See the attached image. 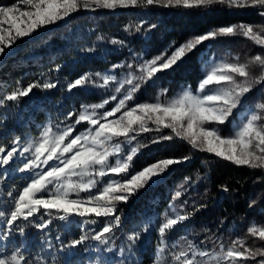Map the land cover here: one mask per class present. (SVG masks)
Here are the masks:
<instances>
[{"label":"snow or ice","instance_id":"snow-or-ice-1","mask_svg":"<svg viewBox=\"0 0 264 264\" xmlns=\"http://www.w3.org/2000/svg\"><path fill=\"white\" fill-rule=\"evenodd\" d=\"M151 6L206 10L202 13L204 15L215 11L238 13L251 8L257 9L258 14L264 17V0H13L9 4H0V58L10 55L11 48L18 41L30 39L45 28L67 21L80 10L115 11ZM156 27L155 24L148 26L149 31ZM144 28L145 22L141 21L134 30L139 33ZM123 30L129 32L130 26ZM238 35L264 49V26L256 30L249 23H232L210 28L179 45L170 44L167 50L151 59L142 60L139 53H130V61L114 64L104 73L86 72L70 80L67 83L69 92L86 90L90 84L102 88L118 84L115 92L122 93V98L110 110L103 112L100 110L117 100L116 95L101 103L81 105L78 112L73 110L66 114L63 127L56 125L54 130L49 122L26 145L17 137L10 150L0 147V169L20 158L22 166L17 170L30 174L18 195L9 193V208L0 210V221H3L0 240L12 236L21 222L24 226H20L18 231L24 236L26 227L44 233L51 229L55 220L70 223L76 219L81 225V234L67 243L56 236L60 242L59 251L71 252L82 247L87 251L89 242H95L102 246L101 251L111 252L114 234L122 221L118 205L130 202L142 190L165 182L175 167L192 159L191 155H161L133 171L135 160L142 154L141 147L161 145L178 138L187 142L193 152L211 154L237 167L264 170V55L257 53L243 63L239 56H233L231 60H211L205 65L206 71L195 90L188 86L169 98L170 90L163 88L154 100L136 102V94L142 90V84H155L156 80L176 71L185 59L196 56L206 42ZM110 43L124 46V41L119 39H112ZM85 51L91 53L94 49ZM125 67L129 70L126 76L117 80L115 71ZM257 86L260 99L236 123L233 118ZM56 87V83L47 79L26 86L17 81L14 89L0 99L19 102L31 95L34 89L51 90ZM117 113L120 114L117 116ZM72 119L75 123L67 122ZM82 122L87 123V129L73 135ZM230 123L233 127L224 134L222 126ZM164 130H169L167 135ZM153 131L157 136L149 145H141L137 138ZM133 142H136L134 146ZM202 178L197 174V181ZM191 183L192 178L186 177L179 187L184 189V185ZM221 189L228 191L227 186L222 185ZM81 193H86V196ZM183 194L177 191L173 199ZM255 204L256 201H252L250 207ZM202 207L204 205H199L193 212L183 214L171 207L175 214L166 213V219L159 224V241L152 264H161V254L167 249L166 236ZM91 216L108 219L99 230L90 229L87 226L97 223ZM148 230L145 226L141 231L127 235L128 247L120 249L123 257L120 264H129L134 246L141 239L142 232ZM247 233L264 245V227L252 225L247 228ZM52 247L49 242L48 248ZM219 248L217 253L188 242L187 249L172 252V264H264V246H249L245 240L237 238L227 247L221 243ZM125 251L128 256H124ZM0 264H45V261L39 255L30 259L17 247L9 255H0ZM96 264L106 262L98 260ZM132 264L136 262L132 261Z\"/></svg>","mask_w":264,"mask_h":264},{"label":"trees","instance_id":"trees-1","mask_svg":"<svg viewBox=\"0 0 264 264\" xmlns=\"http://www.w3.org/2000/svg\"><path fill=\"white\" fill-rule=\"evenodd\" d=\"M11 2L13 0H0V4ZM204 11L206 10L164 9L161 6L130 7L115 11L80 10L69 20L45 28L30 39L18 41L11 48L10 55L0 58V97L11 92L17 81L26 86L34 81L47 79L56 83L57 87L51 90L34 89L31 95L19 102L0 99V147L10 150L12 141L17 137L26 145L49 122L53 124L54 130L56 125L63 127L66 114L73 110L78 112L81 105L101 103L116 95L117 100L100 110L103 112L110 110L122 98V93L115 92V88L119 86L115 83L107 88L90 84L86 90L69 92L67 83L83 73H104L114 64L130 61V53H139L142 60L151 59L167 50L170 44L179 45L187 38L202 34L210 28L240 22L252 24L256 30L264 26V17L258 14L257 9L250 8L238 13L215 11L208 12L207 15L202 14ZM141 21L145 22V28L137 33L134 28ZM152 24L157 27L149 31L148 26ZM125 26H130L129 32L123 30ZM112 39L123 40L124 46L112 45ZM87 48H93L94 51L89 53L85 51ZM255 53L264 55V49L240 35L208 41L196 56L185 59L176 71L156 80L155 84H142V90L136 94V102L154 100L163 88L170 90L167 94L169 98L188 86L195 90L209 61L231 60L233 56H239L243 63ZM128 71L125 67L117 69L114 74L120 80ZM259 99L257 86L248 95L244 107L233 118L235 122L244 117L246 110H250ZM67 122L75 123V120ZM87 127V123L82 122L77 125L73 135L85 131ZM232 127L231 123L222 126L224 134ZM168 131L164 130V134L167 135ZM156 136L157 133L153 131L144 133L137 139L141 145H149ZM135 143L133 142V146ZM141 152L135 160L133 171L161 155H191L192 159L175 167L165 182L142 190L130 202L118 205L122 221L114 234L115 243L111 252L101 251L102 246L95 242H89L87 251L83 247L71 252L59 251L60 242L55 239L56 236L67 243L81 234L80 228L74 225L79 222L73 219L70 223L55 220L51 229L44 233L26 227L24 236L18 231L20 226H24L21 222L13 235L5 240V254L9 255L20 247L30 259L37 255L43 257L45 264H96L98 260L106 264H120L123 259L120 249L128 247L127 235L147 226L149 230L142 232L141 239L130 254L129 264L132 261L136 264H152L159 241L157 230L159 224L166 219V213L174 215L171 211L173 206L182 214L193 212L199 205L204 207L166 236L167 249L161 254V264H172V252L187 249L188 242L200 249L206 248L217 253L221 243L227 247L237 238L245 240L249 246H264L256 237L247 233V228L252 225L264 227V170L237 167L211 154L193 152L187 142L178 138L161 145L141 147ZM20 166L22 161L17 158L10 166L0 169V210L9 208L10 192L13 196L18 195L19 190L26 185L30 174L18 171ZM197 174L203 177L199 181L196 179ZM186 177H191L192 183L181 189L179 186ZM222 185L227 186V192L221 189ZM177 191L184 194L174 200ZM81 195L86 196V193ZM252 201H256V204L250 207ZM90 218L96 219L97 223L87 227L96 230L108 219L94 216ZM49 242L53 246L51 249L48 248ZM128 255L125 251L124 256Z\"/></svg>","mask_w":264,"mask_h":264},{"label":"rangeland","instance_id":"rangeland-1","mask_svg":"<svg viewBox=\"0 0 264 264\" xmlns=\"http://www.w3.org/2000/svg\"><path fill=\"white\" fill-rule=\"evenodd\" d=\"M258 46V45H257ZM256 54V53H255ZM254 54V55H255ZM243 119V117H241V119H239V121H237L236 123H239L240 122V120H242ZM228 134V133H227ZM2 225H3V221H0V227H2ZM75 225V227H77V228H80L81 229V225H79V223H75L74 224ZM6 248V245H5V240H0V255H7V254H5V249Z\"/></svg>","mask_w":264,"mask_h":264}]
</instances>
